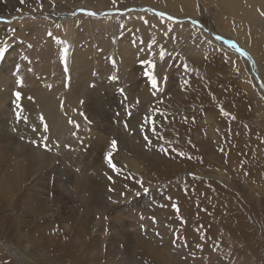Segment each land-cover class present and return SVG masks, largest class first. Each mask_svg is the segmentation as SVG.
<instances>
[{"label":"rangeland","instance_id":"1","mask_svg":"<svg viewBox=\"0 0 264 264\" xmlns=\"http://www.w3.org/2000/svg\"><path fill=\"white\" fill-rule=\"evenodd\" d=\"M0 47L8 49L0 57L1 137L6 129L32 146L23 138L35 134L78 173L93 145L89 109L122 120L144 113L150 134L141 138L157 164L149 159L136 180L128 173L116 181L155 198L147 219L154 241L174 239L195 264H264V0H0ZM237 48L254 60L258 80ZM54 184L55 176L46 181L50 198ZM19 187L14 202L0 196V264H106L107 244L93 250L95 231L83 237L79 217L71 227L41 217L43 206L25 209L28 186ZM14 247L20 254L11 255Z\"/></svg>","mask_w":264,"mask_h":264},{"label":"bare ground","instance_id":"2","mask_svg":"<svg viewBox=\"0 0 264 264\" xmlns=\"http://www.w3.org/2000/svg\"><path fill=\"white\" fill-rule=\"evenodd\" d=\"M25 1L28 2V0ZM145 1L151 2L152 0ZM137 8L139 7L134 9ZM134 9H131V11L140 12ZM139 9H144V7ZM70 16L58 13L55 17L52 15L49 17L62 20L66 18L70 19ZM200 28L203 30L202 27ZM216 40L221 46H226V39L221 38ZM240 53L243 56L245 55L244 57L251 64L253 63V73L258 80L259 77L254 60L251 59L247 52L240 51ZM258 82L260 83V80ZM260 87L264 91V87L261 84ZM149 105L152 106L148 104L147 109L151 108ZM96 108H98V105ZM89 111L95 118V126L97 124L99 127H85L86 132L91 135L89 140L93 141V145L90 146L89 150H83L84 154L82 153L79 157V162L76 163L78 170L80 169L78 173L72 169H67L66 165L71 166V159L67 154L59 156L56 153L57 151L54 155L48 154L45 145L36 143L37 138H35V134H29L23 138L25 141L33 142L32 146H26L28 144L26 143L25 145L24 140H21V142L19 139H15L10 131L7 134L6 129L4 135L7 139L5 140L1 137L3 132L0 131V168L4 169L2 178L0 179V196L6 199L9 198V200L14 202L17 195V190L15 189L19 185L18 189L25 185L28 186L27 192L30 194L28 200L25 201V209L30 207L31 210L38 211L44 207L43 211L40 210L41 217L49 219L52 216V220L61 221L63 224H68L71 227L76 226L73 223L77 222L75 220L79 217V225H77L79 233L83 237L86 235L90 236L91 231H95L96 233L97 237L93 243L94 246L92 245L94 251L99 252L103 249L104 252V243L107 244L105 254L103 253L106 264H138L137 257L145 259L150 263L195 264V261L187 253L186 249L183 250L181 248L179 251L176 249L174 239H169L163 247L158 246L160 242L154 241L155 236L152 229L149 228L147 219L150 216L148 205L155 198H147L144 196L145 194L142 195L140 187H137L130 193H126L117 184L119 180L116 177L120 175L122 177L124 175L128 176V173L130 174L129 179L135 177L136 180L140 176V173L145 170L149 159L152 164L156 163L153 156L151 157L147 148L144 147L145 139L150 134L144 128L147 125L146 121L149 116L144 113L142 114L143 116H139V113V115L135 113L132 119L126 116L128 119L124 118L122 120L123 117L114 116V114L108 113L106 109L96 111L97 114H94L90 109ZM138 125L144 131L138 130ZM141 136H145L146 138H141ZM113 140L117 142L115 150L111 147ZM138 141L141 142L138 143ZM112 150L115 151H113L115 154L114 156L112 155L111 159L113 164L118 167L116 171L108 166L105 159ZM118 162L123 167L118 166ZM56 164L60 166H56ZM53 176H55L53 191L56 197L50 198L46 181L49 183ZM93 178L98 179L94 180ZM58 190L59 192H57ZM39 193L41 195H48V198L45 196V201L40 205V202L38 204L32 202L35 194ZM59 204H63L65 210L71 209L69 216L66 214L67 212L64 213L60 208H57ZM51 207L55 208V211L50 215L49 209ZM213 213L217 214L216 211ZM122 243L123 248L120 246ZM29 247L27 245V248ZM14 249L10 252L12 256L16 255L17 252L19 253L17 247H14ZM181 251L184 253L181 255L176 254V252L179 253ZM179 256H182V258Z\"/></svg>","mask_w":264,"mask_h":264},{"label":"snow or ice","instance_id":"3","mask_svg":"<svg viewBox=\"0 0 264 264\" xmlns=\"http://www.w3.org/2000/svg\"><path fill=\"white\" fill-rule=\"evenodd\" d=\"M21 3H23V0H21ZM88 14L89 15H95V13H88ZM218 39H219V37H218ZM233 47H235V45H233ZM7 51H8L7 47H0V57H3L6 54ZM67 52H68V49L64 48L63 49V57H62V59L65 61V63H66V59H67ZM65 70H67V69H65ZM110 79L116 80L117 78L115 76H113V77H110ZM152 87L154 89L157 87V81L155 79L152 80ZM15 97H16L17 100H20L21 99V93L20 92H16L15 93ZM18 107H19V105H18ZM17 118L18 119L20 118L19 114H17ZM111 147L114 150L116 149L117 142L115 140L112 141ZM111 157H112V153L109 152L107 157H105V159L107 160L108 166L111 167L114 171H116L117 170L116 166L113 164V161H112Z\"/></svg>","mask_w":264,"mask_h":264},{"label":"water","instance_id":"4","mask_svg":"<svg viewBox=\"0 0 264 264\" xmlns=\"http://www.w3.org/2000/svg\"><path fill=\"white\" fill-rule=\"evenodd\" d=\"M145 9H146V11H149V12L152 13V14H155V15H158V16H162V17H164V18H166V19H168V20H172V21L175 20L174 18H172V17H170V16H168V15H166V14H164V13L158 12V11H156L155 9L148 8V7H146ZM134 10H136V11H140L141 9L137 8V9H134ZM106 14H109V13H105V15H106ZM93 16L98 17L99 14L95 13V15H93ZM192 22H193L194 24H196V25H198V26L201 27L200 23H199L197 20H192ZM216 39H218L217 36H216ZM219 39H221V38L219 37ZM226 42H227V41H226ZM227 44H231V43H228V42H227ZM237 49H238V48H237ZM240 50H241V49L239 48L237 51L240 52ZM244 56H245V55H244Z\"/></svg>","mask_w":264,"mask_h":264}]
</instances>
